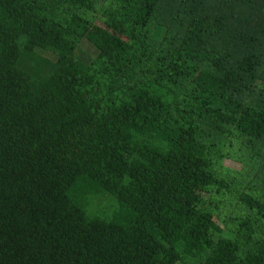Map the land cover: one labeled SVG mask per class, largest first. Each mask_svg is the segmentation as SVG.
Listing matches in <instances>:
<instances>
[{
	"label": "trees",
	"instance_id": "obj_1",
	"mask_svg": "<svg viewBox=\"0 0 264 264\" xmlns=\"http://www.w3.org/2000/svg\"><path fill=\"white\" fill-rule=\"evenodd\" d=\"M0 264H264V0H0Z\"/></svg>",
	"mask_w": 264,
	"mask_h": 264
},
{
	"label": "rangeland",
	"instance_id": "obj_2",
	"mask_svg": "<svg viewBox=\"0 0 264 264\" xmlns=\"http://www.w3.org/2000/svg\"><path fill=\"white\" fill-rule=\"evenodd\" d=\"M164 36V34H162V37ZM85 48H90L89 45H86ZM261 85V84H260ZM224 165L227 166L228 168L232 169V170H241L244 167V162H240V161H234L231 159H226L224 162ZM99 213H102L101 210H96L94 208L93 214L94 215H98ZM103 215V213H102Z\"/></svg>",
	"mask_w": 264,
	"mask_h": 264
}]
</instances>
